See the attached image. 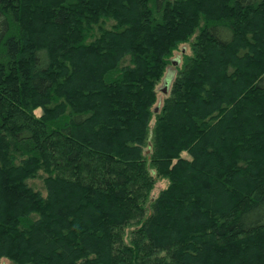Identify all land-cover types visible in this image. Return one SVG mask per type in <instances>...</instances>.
Here are the masks:
<instances>
[{
    "label": "trees",
    "instance_id": "trees-1",
    "mask_svg": "<svg viewBox=\"0 0 264 264\" xmlns=\"http://www.w3.org/2000/svg\"><path fill=\"white\" fill-rule=\"evenodd\" d=\"M150 135L167 183L145 207ZM133 245L264 264V0H0V259L136 264Z\"/></svg>",
    "mask_w": 264,
    "mask_h": 264
},
{
    "label": "rangeland",
    "instance_id": "rangeland-1",
    "mask_svg": "<svg viewBox=\"0 0 264 264\" xmlns=\"http://www.w3.org/2000/svg\"><path fill=\"white\" fill-rule=\"evenodd\" d=\"M104 26H109L108 23L104 24ZM96 32V30H95ZM181 47V45H180ZM187 53L188 52V47L186 46H182V48L179 50V51H174L172 53V56L170 57V59H180V53ZM177 72V69L174 68V65L172 64H169L167 65V67H165L164 69V72H163V75L162 77L159 79V81L156 83V87H155V90H156V100H155V103L153 105V108L155 107L156 108V111L153 113H156L163 101V99L167 96V88H169V84H170V78L175 75ZM165 87V93L162 92V89ZM36 113L38 114L39 112L36 110ZM153 117L151 118V122H150V125H149V130H150V133L151 132V127H152V124H153ZM148 133V135L150 134ZM151 135L148 136L147 138V146H146V150H145V155L146 157L144 158V161H145V164L147 165V167L149 168V163L148 162V159H149V153H150V142L151 141ZM182 156H185V153H181ZM148 172L149 174L152 176L153 178V186H152V189L149 193V197L147 199V202L145 203V207H148V203L154 198V196L157 194V192L162 189L165 185H166V180L164 179H159V178H156L154 177V173L151 169V167L148 169ZM42 175H43V172L42 170H39L38 171V174L36 175L35 178H33L29 183L30 185L35 188V189H40L41 187V178H42ZM129 209V208H128ZM128 213H131V209L128 210ZM136 227V224L134 221H131L130 223H128L124 229L122 230V242L127 244V245H130V238H131V232L133 230H135L134 228ZM132 245V244H131ZM132 247V246H131ZM142 249V246L139 245L138 247H136L135 245H133L132 248H130V252H128L129 254L127 255V259H133L131 261H136V264H154V259L152 258V254L150 256V254L148 255H144L143 251L141 250ZM158 255H161V254H158ZM148 257V258H147ZM0 264H9L5 259H0Z\"/></svg>",
    "mask_w": 264,
    "mask_h": 264
},
{
    "label": "water",
    "instance_id": "water-1",
    "mask_svg": "<svg viewBox=\"0 0 264 264\" xmlns=\"http://www.w3.org/2000/svg\"><path fill=\"white\" fill-rule=\"evenodd\" d=\"M162 92L165 93V87L162 89Z\"/></svg>",
    "mask_w": 264,
    "mask_h": 264
}]
</instances>
